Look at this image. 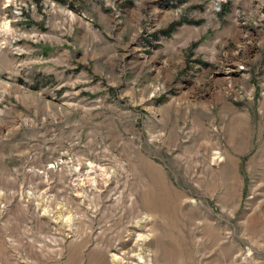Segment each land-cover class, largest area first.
Wrapping results in <instances>:
<instances>
[{
	"label": "rangeland",
	"instance_id": "1",
	"mask_svg": "<svg viewBox=\"0 0 264 264\" xmlns=\"http://www.w3.org/2000/svg\"><path fill=\"white\" fill-rule=\"evenodd\" d=\"M214 1L0 0V264H264V0Z\"/></svg>",
	"mask_w": 264,
	"mask_h": 264
},
{
	"label": "built area",
	"instance_id": "2",
	"mask_svg": "<svg viewBox=\"0 0 264 264\" xmlns=\"http://www.w3.org/2000/svg\"><path fill=\"white\" fill-rule=\"evenodd\" d=\"M228 0H215L212 5H211V12L213 15H219L222 11V8H223V5L222 3H227ZM17 10H18V17H20L22 19V22L23 20H28L27 19V16L25 14V12H23V4H19L18 6H16ZM36 10V6L35 4H32V12H35ZM28 13V12H27ZM6 23V22H5ZM4 24V23H3ZM3 24L1 25V29H3ZM5 25L8 26L9 30H10V26L8 25V23H6ZM4 31V30H3ZM11 31V30H10ZM6 33H9L7 31H4ZM264 95V93L262 94ZM59 164L61 165V162H55L54 164L50 165L49 166V169H53V170H56L57 167L59 166ZM41 174V173H40ZM43 175V174H42Z\"/></svg>",
	"mask_w": 264,
	"mask_h": 264
},
{
	"label": "bare ground",
	"instance_id": "3",
	"mask_svg": "<svg viewBox=\"0 0 264 264\" xmlns=\"http://www.w3.org/2000/svg\"><path fill=\"white\" fill-rule=\"evenodd\" d=\"M5 28V27H4ZM7 32H9V31H7ZM5 36V35H4Z\"/></svg>",
	"mask_w": 264,
	"mask_h": 264
},
{
	"label": "trees",
	"instance_id": "4",
	"mask_svg": "<svg viewBox=\"0 0 264 264\" xmlns=\"http://www.w3.org/2000/svg\"><path fill=\"white\" fill-rule=\"evenodd\" d=\"M165 33V32H164ZM167 35V34H166Z\"/></svg>",
	"mask_w": 264,
	"mask_h": 264
}]
</instances>
